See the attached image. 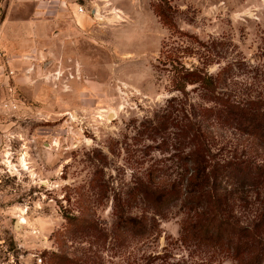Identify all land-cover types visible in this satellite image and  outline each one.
Masks as SVG:
<instances>
[{
  "label": "rangeland",
  "instance_id": "obj_1",
  "mask_svg": "<svg viewBox=\"0 0 264 264\" xmlns=\"http://www.w3.org/2000/svg\"><path fill=\"white\" fill-rule=\"evenodd\" d=\"M64 1L67 18L55 29L68 35L62 53L40 62L33 83H23L29 90L0 95V264H50L53 254L77 264H240L225 250L180 239V202L165 217L147 213L140 236L120 234L116 221L121 205L143 215L136 195L153 168L175 179L183 112L172 100L182 96L170 60L211 61L212 74L233 62L232 87L264 97V0ZM188 91L199 98L196 85ZM218 133L220 154L247 150L238 131ZM263 185L242 193V216L258 206Z\"/></svg>",
  "mask_w": 264,
  "mask_h": 264
},
{
  "label": "trees",
  "instance_id": "obj_2",
  "mask_svg": "<svg viewBox=\"0 0 264 264\" xmlns=\"http://www.w3.org/2000/svg\"><path fill=\"white\" fill-rule=\"evenodd\" d=\"M156 13L168 23L162 5L156 6ZM169 63L173 90L182 96L172 100L183 112L176 126L175 179L153 168L136 195L144 206L143 215L133 216L121 205L116 227L120 234L143 235L149 213L165 217L180 202L185 209L183 242L197 239L227 251L240 264H264V185L251 214L242 216L236 208L247 202L242 195L246 188L264 182V97L245 96L232 87L233 62L227 61L215 74L205 68L211 61L189 67L177 56ZM189 84L199 88V98L188 97ZM230 129L247 140V150L240 155L237 149L228 154L215 150L218 132ZM50 264L77 263L53 254ZM158 264L170 263L162 259Z\"/></svg>",
  "mask_w": 264,
  "mask_h": 264
},
{
  "label": "crops",
  "instance_id": "obj_3",
  "mask_svg": "<svg viewBox=\"0 0 264 264\" xmlns=\"http://www.w3.org/2000/svg\"><path fill=\"white\" fill-rule=\"evenodd\" d=\"M67 9L64 0H0V95L20 85L29 90L23 83L34 80L40 62L46 65L57 48L62 53L68 35L55 29ZM74 12L85 20L83 12Z\"/></svg>",
  "mask_w": 264,
  "mask_h": 264
},
{
  "label": "bare ground",
  "instance_id": "obj_4",
  "mask_svg": "<svg viewBox=\"0 0 264 264\" xmlns=\"http://www.w3.org/2000/svg\"><path fill=\"white\" fill-rule=\"evenodd\" d=\"M97 11H98V13H99V9H97ZM99 15V14H98ZM114 116V114L112 113V114H110V118H112ZM8 162L11 164V166H13L12 165V163H11V161L8 159ZM21 164L24 166V167H26V165H27V163H26V160H25V158H21ZM18 222H19V224H20V226L25 222V219L24 218H21V219H19L18 220Z\"/></svg>",
  "mask_w": 264,
  "mask_h": 264
},
{
  "label": "water",
  "instance_id": "obj_5",
  "mask_svg": "<svg viewBox=\"0 0 264 264\" xmlns=\"http://www.w3.org/2000/svg\"><path fill=\"white\" fill-rule=\"evenodd\" d=\"M97 9H98V7H94L93 9H92V14L94 15V16H100V15H98L99 13H98V11H97ZM48 64V63H47ZM15 227L16 228H21L20 227V224H19V222H18V220L15 222Z\"/></svg>",
  "mask_w": 264,
  "mask_h": 264
},
{
  "label": "built area",
  "instance_id": "obj_6",
  "mask_svg": "<svg viewBox=\"0 0 264 264\" xmlns=\"http://www.w3.org/2000/svg\"><path fill=\"white\" fill-rule=\"evenodd\" d=\"M80 11H83V10L81 9ZM38 262L41 263V262H42V258H39V259H38Z\"/></svg>",
  "mask_w": 264,
  "mask_h": 264
}]
</instances>
